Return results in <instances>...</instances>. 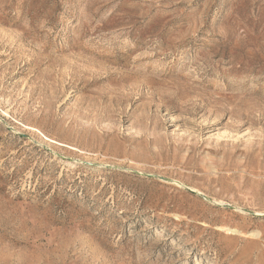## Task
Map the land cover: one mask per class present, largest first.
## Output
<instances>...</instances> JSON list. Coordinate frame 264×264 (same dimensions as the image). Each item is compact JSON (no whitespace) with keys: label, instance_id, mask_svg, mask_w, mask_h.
I'll use <instances>...</instances> for the list:
<instances>
[{"label":"rangeland","instance_id":"1","mask_svg":"<svg viewBox=\"0 0 264 264\" xmlns=\"http://www.w3.org/2000/svg\"><path fill=\"white\" fill-rule=\"evenodd\" d=\"M0 264H264V0H0Z\"/></svg>","mask_w":264,"mask_h":264}]
</instances>
